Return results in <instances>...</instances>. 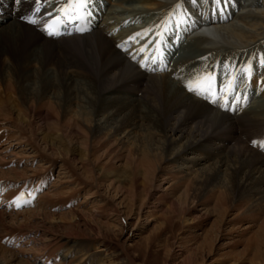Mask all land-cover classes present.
Listing matches in <instances>:
<instances>
[{
	"label": "bare ground",
	"instance_id": "bare-ground-1",
	"mask_svg": "<svg viewBox=\"0 0 264 264\" xmlns=\"http://www.w3.org/2000/svg\"><path fill=\"white\" fill-rule=\"evenodd\" d=\"M110 1L90 0L88 9L95 21L87 32L54 38L48 36L35 11L32 13L36 0L19 3L0 0V135L5 136V141L17 142L0 147V167L11 156L27 161L21 171H0L4 197L13 199L17 190L42 185L45 180L39 178H45L42 175L46 172L45 166L49 164L51 169L57 163L64 173L58 182L67 186L74 182L76 186L69 188L72 193L85 183L75 176L78 164L91 163L100 142L107 137V140H116L119 135L129 141L135 139L137 130L143 132L147 127L162 139L152 144L159 146L156 148L163 154L166 167L156 166V149L136 142L138 148L130 154L122 175L114 174L106 163L102 167L92 164L89 170L99 172L100 182L107 183V189L121 188L124 181L136 184L134 171L150 183L155 182L158 171L163 179L171 177L168 179L173 183H180V177L192 176L190 184L179 195L177 212L185 211L189 201L193 203V199L204 196L206 202L215 201V208L225 214L232 213L234 228H240V221L259 222V235H264V149H258L264 135V98L251 102L247 109H237L232 98L222 100V92L211 90L208 94L206 91L207 75L211 76L220 55L229 64L246 51L251 52L249 60L253 64L264 60V0H221L219 9L214 0H113L115 3L106 8L110 17L106 13L99 23L100 14ZM58 3L50 1L49 11L54 9L50 12L52 16H57ZM172 3L177 4L176 16L169 7ZM140 13H150L153 23L169 15L166 33L177 27L174 37L178 40L169 41L163 51L165 57L175 46L174 53L190 49L170 71L157 72L154 65L139 60L136 50L128 49L123 41L128 33L148 26L149 23L142 22ZM30 18L36 23H29ZM123 18L128 22L123 24L127 28L124 33L119 32ZM183 36L184 40L191 41L187 46L180 41ZM132 44L139 46L138 41ZM237 64L235 61L234 66ZM190 68L194 71H189ZM263 71L260 63V75L255 77H260ZM101 82H109L110 86L101 89ZM181 82L188 86L187 90L191 87L201 94L185 92ZM79 84L86 87L83 100L76 98L79 91L74 86ZM139 93L142 96L138 97ZM35 121L51 123L54 131L45 133L43 125ZM2 128L6 129L3 134ZM88 133L95 134V140L89 139L92 135ZM189 154L194 157L188 158ZM36 160L40 161L37 165ZM201 163H207L208 168L195 169ZM27 172L40 175L39 183L36 176H26ZM161 188L160 183L157 189ZM47 195L42 194L43 201ZM3 208H0V264L13 261L47 264V260H40L46 253H53L48 256L55 259L53 264L105 263L106 255L88 253L94 238L75 232L78 222H66L67 231L61 235L56 230L29 232L28 229L17 233L15 230L22 224L11 229L3 223L4 215L9 214L6 217L14 221L22 212L34 219L44 218L45 214L27 210L12 216L9 206ZM97 209L89 210L95 214ZM77 214V210L67 212L76 217ZM113 221L118 223V218ZM62 225L65 224L56 227L63 228ZM127 261L133 263L129 257ZM259 261L263 264L264 259Z\"/></svg>",
	"mask_w": 264,
	"mask_h": 264
},
{
	"label": "rangeland",
	"instance_id": "rangeland-1",
	"mask_svg": "<svg viewBox=\"0 0 264 264\" xmlns=\"http://www.w3.org/2000/svg\"><path fill=\"white\" fill-rule=\"evenodd\" d=\"M111 2L115 3L111 0L109 3L110 5L107 4L104 6L105 10H102L98 19L99 23L104 20L107 9L113 5ZM173 3H175V1H173ZM173 3L169 7L173 8L176 16L177 4ZM107 14L108 17H110L109 13ZM168 16L165 20L160 19L158 22L153 23L150 21V13L139 14V17H142V22L149 23L148 26L143 27L145 29L141 33V37L147 41L153 38L151 44H149L148 52L151 50L153 54L158 55L159 51H165L164 49L168 48L169 41L177 42L176 40H178V38L174 37V32L177 31L176 26L174 30H170V33H166L165 26L169 18ZM124 19L125 18L120 19L123 20L121 25L125 23L128 24ZM131 20H129V22ZM125 25H123L119 32L124 33L127 30ZM172 38L174 39L171 40ZM180 41L186 42V46L191 42L190 39L184 40V36ZM181 44L183 43L180 42V45ZM191 46H194V44H191ZM132 48L133 47H131V49ZM175 49L172 50L168 56L172 65L170 68L172 69L176 66L181 56H185V53L190 52V49H187L180 53H174ZM207 54L210 55V53ZM200 57H203V55ZM219 57L220 58L217 59L218 61H215V63H217L213 73L220 78V90H222L223 94L222 99L227 100V98H232V102L237 103V109H247L251 102L260 101L264 98V77H255L259 69L258 65L260 61L258 64H253L252 61L249 60L252 59L251 52L246 51L241 57L235 56L234 59L230 56V59H233L230 64L223 61L224 56L220 55ZM226 60H229V58ZM235 61H237L238 64L235 68H231L230 66H232V64L234 65ZM170 68L168 67V71L171 70ZM247 68H250L251 71L246 72L245 69ZM190 70L193 69L190 68L189 71ZM251 72H253V74ZM91 78L93 77L91 76ZM171 80L176 83L175 79ZM259 81L262 82L260 83ZM101 83V89H107L108 86H110L109 82ZM181 84L185 92H187L188 90L186 89L185 83L183 84L181 82ZM74 87L75 91H79L77 93L78 96H76L77 100H83L84 94L87 93V91H85L86 87L80 84ZM139 96H142L141 93L138 94V97ZM249 97L251 99H249ZM35 122V124L43 125V131L45 133L54 131L52 124H49V122ZM1 130L2 134L6 132V129L2 128ZM136 132L135 139L129 141L122 139L119 135L116 137V140L112 137L109 138L113 140H107V137V139L100 142L101 144L98 145L99 147L93 152L91 163L87 165L80 162L76 168L78 171L75 172V176L79 181L85 182L86 184L81 183L80 187L78 186L79 188L77 189L79 191L76 190L74 191L75 193H71L69 190L71 186H76L74 182L69 186L58 182V178L64 176L63 171L58 167L59 163L53 167H51L50 164L51 169H48L49 164H47L48 166H45L46 172L44 174L42 173L45 178H39L45 180L42 185L38 184L30 187L28 190L20 189L17 190L18 192L16 191L15 201L23 204L25 200H30L31 202L27 204V206L18 209L10 200H6V202L2 201L0 198V208L9 206L10 212L13 211L11 214L12 216L16 212L20 213L22 211L34 210L37 213L40 212V214H45L44 218L42 216H38V218L36 217L35 219L28 218V216L24 215L22 212L21 216L16 219L17 221L15 219L12 221L10 218H7L10 216L9 214L4 215L5 218L3 223L11 229L22 226L15 230L17 233L25 232L24 230H30L29 232L56 230V233L61 235L67 231V223L78 222L79 227L75 228V232L94 238L91 241L92 245L88 249V253L94 256L102 255V257L106 255L107 257L105 258L104 264H130V262L127 261V257L132 259V264H164L165 262H167L166 264H262L259 259H264V241L262 240L264 235H259V222L256 224H247V221H240V228L236 229V227L234 228L233 226L234 222L231 221L233 216L231 215L232 213L227 212L228 214H225L223 210L215 208V201L206 202L204 196L193 199V203L189 201L185 211L177 212L176 206L178 205V198H180L179 195L182 193L185 186L190 184L191 179L189 178L192 176L180 177V183H173V181L169 180L171 177L163 179L164 177H161V173L158 171L155 182L150 183L148 182V178L134 171L133 174L135 173L134 176H136V184L132 183L133 185L128 181H124L121 188L118 187L116 189L113 186V189H107V183L100 182L98 177L99 172L97 170L94 172L89 170L92 164L97 165V167H102L106 163V166L109 167L114 174L122 175L124 169L128 166L127 163L129 162L127 161L130 154L138 148L136 142H139L142 147L153 148V150L156 149L155 152L157 155H155L158 162L156 166H161V168L166 167L163 163V154H160V150L158 149L159 146L157 144L153 146L152 144L156 142L154 140L162 141L160 137L158 138V133L156 134L154 130H149L147 127H144L143 132H138V130ZM89 134L90 136L92 135L89 139L92 141L95 140L96 135L93 133H88V135ZM263 138L264 135L263 137L261 135L260 143ZM16 143L17 142L5 141V136L0 135V147L3 145L13 146ZM258 149L261 150L259 146ZM96 157L100 159H94ZM187 157L192 158L194 155L189 154ZM9 160L7 164L0 167L2 173L12 169L21 171L23 165L27 163V161L21 159V157L15 158L11 156ZM36 162L37 165L40 161L36 160ZM109 163L112 164L110 165ZM36 165L34 164V166ZM109 168L106 170L109 171ZM196 168L203 170L208 168V164L201 163L199 166H196L195 169ZM25 175H34L35 177L38 174L27 172ZM39 176H36L35 179ZM60 181L65 182L63 179ZM182 182H184L185 185L182 184ZM21 183L22 182L18 184L17 188L21 186ZM37 183H39V180ZM160 183L162 188L157 189ZM53 185L54 188L56 187L57 189L53 190ZM96 186L99 187L98 190H96ZM190 188L191 187H189V189ZM0 189L5 191L1 186ZM163 189H165V192L162 191ZM89 192L97 193L88 195ZM29 193L32 195L29 196ZM44 193L48 194L45 201H43L44 198H42V194ZM162 193H164V196H162ZM17 196L20 199H17ZM85 197L87 198L85 199ZM38 199H40L39 203ZM8 202L10 204H8ZM93 207L98 208V213L93 214V212L89 210ZM188 209H190L191 212H189ZM70 210H77V217L67 215V212ZM222 213L225 216H223ZM23 216L25 218H23ZM112 218H118V223L114 222ZM19 223L22 225H18ZM60 223L65 224L62 226L63 228L66 226V228H57L56 225ZM246 226H248V228H246ZM49 255H53V253L44 254L40 260H47V264H53L55 259L52 257L49 258ZM11 264L22 263L13 261ZM95 264L99 263L96 262Z\"/></svg>",
	"mask_w": 264,
	"mask_h": 264
},
{
	"label": "snow or ice",
	"instance_id": "snow-or-ice-1",
	"mask_svg": "<svg viewBox=\"0 0 264 264\" xmlns=\"http://www.w3.org/2000/svg\"><path fill=\"white\" fill-rule=\"evenodd\" d=\"M17 3L20 2V0H16ZM43 2V0H36V4H37V9L36 11L39 12V5ZM214 2L217 5V9H219V6L221 4V0H214ZM90 3V0H66V5L65 7L68 8L69 5H71V8H68V13H70L73 17L75 18H81L82 14L86 15L87 14V7L88 4ZM62 14L65 13V9H61ZM29 23H33L35 24L36 21L34 19H29L28 20ZM49 36H55L57 35V32L55 31H48L47 33ZM261 66H264V60H261ZM246 72H250L251 69L247 68L245 69ZM231 84V82H230ZM186 87H188L186 85ZM189 91L194 92V94L200 95L201 93L199 91H196L194 89H192L191 87L188 88ZM208 94H211V85L209 84L207 89H206ZM259 147H261L262 149H264V142H261ZM29 196H31L32 194L29 193ZM20 199V198H17ZM31 201L30 200H25L23 204L17 203L16 201H13V203L16 205V207L19 209L20 207L23 206H27V204H29Z\"/></svg>",
	"mask_w": 264,
	"mask_h": 264
}]
</instances>
